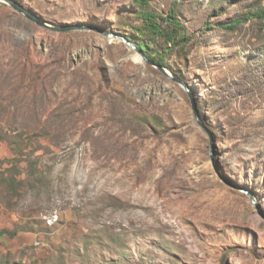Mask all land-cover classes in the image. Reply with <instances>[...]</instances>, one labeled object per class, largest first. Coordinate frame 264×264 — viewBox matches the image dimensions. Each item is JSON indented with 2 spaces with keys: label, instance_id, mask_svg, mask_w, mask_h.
<instances>
[{
  "label": "rangeland",
  "instance_id": "1",
  "mask_svg": "<svg viewBox=\"0 0 264 264\" xmlns=\"http://www.w3.org/2000/svg\"><path fill=\"white\" fill-rule=\"evenodd\" d=\"M17 1L93 29L0 0V264H264V0Z\"/></svg>",
  "mask_w": 264,
  "mask_h": 264
},
{
  "label": "water",
  "instance_id": "2",
  "mask_svg": "<svg viewBox=\"0 0 264 264\" xmlns=\"http://www.w3.org/2000/svg\"><path fill=\"white\" fill-rule=\"evenodd\" d=\"M4 1L9 3L12 7H14L20 13H23L27 18L31 19L32 21L36 22L37 24H39L43 27H46V28L54 30V31H61L62 32V31H66V30H89V29H93L92 26L80 25V24L52 25V24L47 23L46 21H44L43 19H41L37 15L33 14L30 10L26 9L17 0H4ZM107 36L120 39L127 46H129L132 50H134L140 56L141 60L145 61L146 63H148L152 66H155L164 75H166L168 78L173 79V80L177 81L178 83H180L182 86H184V88L186 89V91L190 95L192 109H193L194 115L196 117V120L201 124L199 110H198V106H197V101L194 98L193 92L191 91V88H190V85L188 84V82H186L185 80H183L182 78H180L178 76H174V75L170 74V72L163 65L158 64L155 61L151 60L146 55L144 50H142L139 46H137V44L134 43L127 36L121 35V34L115 33V32L114 33H107ZM206 130L208 131V133L210 135L211 141H213L212 133L208 129H206ZM238 188H240L244 193H246L250 197V200L252 201V203L257 204V201H256L254 194L249 189L243 188V187H238Z\"/></svg>",
  "mask_w": 264,
  "mask_h": 264
},
{
  "label": "trees",
  "instance_id": "3",
  "mask_svg": "<svg viewBox=\"0 0 264 264\" xmlns=\"http://www.w3.org/2000/svg\"><path fill=\"white\" fill-rule=\"evenodd\" d=\"M255 15L261 19H264V8L259 10L258 12L255 13ZM144 21H145V25L142 28V31L144 32L145 30L147 31V33L151 34L153 37L155 36H160V37H164L167 40L168 44L174 43V44H179L175 39H177L178 36V30H170V31H166L164 30V28H162V25L159 23L158 21V16L155 15L154 13L151 12H145L144 13ZM239 22V20L235 21V24H230L231 27H235L236 23ZM169 24L170 26H176L177 28L182 27L180 24V21H178L177 19H175L173 16L170 17L169 19ZM229 26L228 24H223L222 27H226ZM130 38V37H128ZM182 42V41H181ZM137 46H139L142 50H144V52L146 53V55L153 61H155L158 64H161L163 66H165L164 63V59H163V54L164 51L160 57H157L156 54L153 53L150 45L148 43H144V42H137L136 43Z\"/></svg>",
  "mask_w": 264,
  "mask_h": 264
},
{
  "label": "bare ground",
  "instance_id": "4",
  "mask_svg": "<svg viewBox=\"0 0 264 264\" xmlns=\"http://www.w3.org/2000/svg\"><path fill=\"white\" fill-rule=\"evenodd\" d=\"M134 57H135V59L137 60V61H141V58H140V56L136 53V54H134Z\"/></svg>",
  "mask_w": 264,
  "mask_h": 264
}]
</instances>
